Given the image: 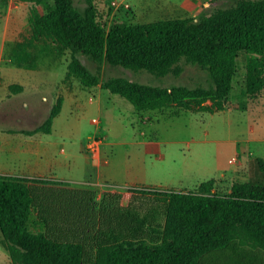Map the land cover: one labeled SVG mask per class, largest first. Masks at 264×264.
Masks as SVG:
<instances>
[{"label":"trees","instance_id":"1","mask_svg":"<svg viewBox=\"0 0 264 264\" xmlns=\"http://www.w3.org/2000/svg\"><path fill=\"white\" fill-rule=\"evenodd\" d=\"M24 1L34 5L30 17L34 40L51 41L71 51L69 76L85 87L101 84L138 111L172 106L200 112L224 110L232 97L241 55L246 59L244 94L257 98L264 91V0H238L232 9L205 12L197 20L141 24L115 20L110 29L100 20L96 0ZM81 55L100 66L147 70L158 76L179 75L182 63H187L206 71L209 84L161 86L125 77L103 80ZM30 57L27 53L22 58L29 68ZM10 90L20 93L23 87L14 84ZM62 107L61 97L45 122L25 133L50 134ZM257 163L264 172V159L259 157ZM29 183L68 185L55 179L0 174V230L13 264H264V185L236 182L225 194L215 191V179L190 191L144 187L133 191L127 213L117 214L112 223L91 233L65 236L29 229L38 202Z\"/></svg>","mask_w":264,"mask_h":264},{"label":"rangeland","instance_id":"2","mask_svg":"<svg viewBox=\"0 0 264 264\" xmlns=\"http://www.w3.org/2000/svg\"><path fill=\"white\" fill-rule=\"evenodd\" d=\"M237 1L96 0L107 29L115 20L127 24L197 20L205 12L232 9ZM33 6L24 0H0V143H6L7 134L11 139L52 142L41 148L47 146L54 154L58 176L26 178L62 179L68 185L29 183L38 195L31 231L65 236L91 233L112 223L117 214L127 213L133 191L144 187L190 191L215 179V191L225 194L236 182L264 185V172L257 163L259 157L264 159V91L257 98L244 94V55L238 59L232 97L224 110L200 112L172 106L138 111L101 84L85 87L69 76L71 51L51 41L34 40ZM27 53L30 68L22 60ZM81 59L103 80L125 77L161 86L209 84L206 71L187 63H182L179 75L158 76L147 70L100 66L85 55ZM14 84L23 90L12 93ZM69 91L78 96L70 98V108L66 107L52 134L25 133L41 126ZM7 257L11 259L8 251Z\"/></svg>","mask_w":264,"mask_h":264},{"label":"crops","instance_id":"3","mask_svg":"<svg viewBox=\"0 0 264 264\" xmlns=\"http://www.w3.org/2000/svg\"><path fill=\"white\" fill-rule=\"evenodd\" d=\"M78 95L72 94L70 91L64 97L62 111L58 117L55 118L52 134L55 131V125L59 118L64 114L66 107L70 108L71 100ZM71 98V100H70ZM46 134V133H44ZM12 135L7 134L6 143H0V174L30 177L35 175L58 176L54 169V154L51 155L47 149L48 145H52L49 141L39 140H17L11 139ZM33 138V137H31ZM42 145H47L46 148H41ZM59 164L58 158L56 159L55 166ZM62 180V179H60ZM63 180H67L63 178ZM11 259L7 257V251L0 242V264H11Z\"/></svg>","mask_w":264,"mask_h":264}]
</instances>
